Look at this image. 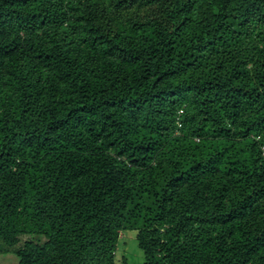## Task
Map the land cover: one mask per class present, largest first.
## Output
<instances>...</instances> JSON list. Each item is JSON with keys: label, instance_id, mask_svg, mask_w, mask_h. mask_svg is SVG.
Listing matches in <instances>:
<instances>
[{"label": "trees", "instance_id": "16d2710c", "mask_svg": "<svg viewBox=\"0 0 264 264\" xmlns=\"http://www.w3.org/2000/svg\"><path fill=\"white\" fill-rule=\"evenodd\" d=\"M122 233L264 264V0H0V254L129 264Z\"/></svg>", "mask_w": 264, "mask_h": 264}, {"label": "rangeland", "instance_id": "374dc122", "mask_svg": "<svg viewBox=\"0 0 264 264\" xmlns=\"http://www.w3.org/2000/svg\"><path fill=\"white\" fill-rule=\"evenodd\" d=\"M122 236L126 237V243L120 246V251L127 255L129 264H144V253L139 248L137 240L133 238V234L122 233ZM17 261L18 257L12 253L0 254V264H15Z\"/></svg>", "mask_w": 264, "mask_h": 264}, {"label": "built area", "instance_id": "2783aa9c", "mask_svg": "<svg viewBox=\"0 0 264 264\" xmlns=\"http://www.w3.org/2000/svg\"><path fill=\"white\" fill-rule=\"evenodd\" d=\"M179 125L181 126V123H179Z\"/></svg>", "mask_w": 264, "mask_h": 264}]
</instances>
